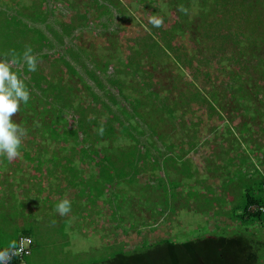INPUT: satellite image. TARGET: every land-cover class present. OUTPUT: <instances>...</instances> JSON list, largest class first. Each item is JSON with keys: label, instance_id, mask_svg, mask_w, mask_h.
Here are the masks:
<instances>
[{"label": "rangeland", "instance_id": "374dc122", "mask_svg": "<svg viewBox=\"0 0 264 264\" xmlns=\"http://www.w3.org/2000/svg\"><path fill=\"white\" fill-rule=\"evenodd\" d=\"M29 1L23 0L22 4ZM9 3L12 4L13 0H9ZM44 5L43 2L39 8L43 10ZM160 5L161 8L156 3L146 5L136 0L52 1L51 14L58 19V25L54 26L52 31L59 29L60 23L66 27L77 24V28L72 29L71 36L64 38L65 45L73 44L76 48L84 50L82 58L86 64L85 68L96 70L91 74L95 78L98 76L103 85L101 89H109L120 105L128 109L127 102L123 100H130V97L136 95L134 91L132 95L135 87L132 74L136 73V70L130 65L124 69L128 74L115 76L116 80H125V83H121V88L125 90L126 96L121 98L116 84L110 81V77L115 73L114 68H121L118 66L120 62L113 58L119 54V57L121 55L128 59L127 56L137 50L138 60H142L138 66L142 69L141 74L143 70L146 72L144 77L147 78L151 74L150 79L158 81L160 90H167L172 99L181 96L191 109L184 119L177 118L173 124L167 122L169 126L162 129L160 134L163 142L159 141L158 146L160 152L164 151L166 143L169 144L168 140L183 143L172 145L171 150L165 152L160 162V167L164 166L155 171L157 176L148 171H136V168L132 170L131 165H128V168L121 167L120 173L133 175L118 178L113 183H105L109 186L116 184L112 186L118 188L115 193L107 189L108 197H93L89 190V185L93 184L92 177L86 181L89 173L88 163L82 162L80 151L71 154L73 138L61 140L49 134L43 136L37 129L41 123L39 117L44 116L49 120L57 113L58 108L64 111V121L57 123L54 133L69 131L70 128L65 122L72 123L74 118L82 119L79 117L81 112L89 106L98 109L101 104L92 98V92L90 93L84 84L89 85L105 102L109 103V100L93 78L85 74L83 66L73 63L75 71L69 73L61 65L58 61L62 55L59 46L53 51H46L48 54L39 55L40 65L37 70L46 73L47 76L43 72L45 80L50 82L60 79L61 84L67 85L66 96L76 92V98L73 97L72 101L70 99L64 105L57 103L58 107L51 110L56 102L51 100L46 104L47 99L37 90L36 94L42 98L43 103L36 105L34 118L26 121L21 105L11 117L21 126L25 123L22 128L26 130V134L21 138L20 158L9 160L0 155V162L3 158L8 164L0 171V184H3L0 194V245L15 246L22 232L32 234L37 245L32 253L26 256L27 264H90L94 259L111 254L118 246L130 249L132 246L159 240L182 243L207 235L228 237L232 232L242 233L252 241L261 240L256 246L260 254L257 264H264V217L259 224L250 221L248 225L241 226L238 220L233 221L230 218L231 210L227 211L231 206L240 203L242 193L251 185V182H246L249 181L248 178L252 181L264 179V83L258 84L259 87L255 84L254 87H248V92H253L250 93L252 96L249 98L248 107H253L254 119L250 117V113H243L244 108L237 106L233 100L231 94L236 93L238 89L231 92L226 89L230 69L251 72L252 66L244 68L230 61H224L219 66V62H216L210 70L204 72L210 73V80H197V88L190 84L187 73L197 67V58L192 61L189 57L199 53L191 49L196 45L200 52L203 51L198 55L200 57L206 50L208 53L213 51L212 47L219 40H188L187 36L191 34L184 37L175 33L177 9L168 6L166 0H160ZM116 7L126 13L123 20H119L122 15ZM106 8L110 13H102ZM197 14L193 2L189 17L196 18ZM217 16H220V20L225 19L222 13ZM153 18L162 19V24L159 27L154 26L150 22ZM214 19V15L208 14L207 21ZM214 21L223 26L218 20ZM255 22V19L250 18L245 21V27H242L243 24L239 27L248 30ZM29 24L39 25L45 30L44 24L39 21H29ZM56 24L57 22L54 25ZM93 24L95 26L92 27ZM260 29H264V24L257 25L255 36L263 40L264 34ZM50 32L49 30L46 33ZM9 47L8 43L0 47L2 56L6 59L10 58ZM230 50L229 46L227 52ZM156 56L166 60L156 64L155 61L151 62ZM225 56L228 54H223L222 58ZM106 61L111 64L104 74H101L99 69L106 67L103 66ZM252 73L255 79L257 74ZM52 74L53 77L49 78ZM173 78L177 81L175 84ZM261 78L263 79V76ZM195 89L201 92L204 100L194 97L192 93ZM52 91L56 94L55 98L61 97L55 89ZM30 96L33 98L34 95ZM45 104L50 106L49 111H43ZM109 105L114 109V105ZM56 119L57 116L54 117V120ZM74 124L75 120L73 126L76 127ZM227 128L230 129L229 133L226 132ZM92 130L89 131L87 141H90L92 148L101 149L103 143L95 139L96 132L92 133ZM80 136L84 139V136ZM192 138L194 145L190 143ZM110 146L118 158L121 157L119 147L117 151V145ZM25 151L29 155L25 156ZM223 151L233 157L232 164H225L228 155ZM179 153L181 159L177 160L175 155ZM53 154L54 164L50 162ZM166 154L170 156L165 161ZM64 156L67 159L66 164ZM70 159L78 163L75 166L71 163L74 169H68ZM241 159L245 160L242 165L244 168L240 165ZM183 160H190L186 162L188 169L181 165ZM152 166L153 164H148V168ZM99 171L97 169L98 174ZM147 175L149 177L146 179ZM161 178L165 188L159 180ZM82 181L84 184H81ZM100 189L104 192L103 188ZM253 189L258 191L256 186ZM62 199L71 202V211L64 216L55 210L56 204Z\"/></svg>", "mask_w": 264, "mask_h": 264}, {"label": "trees", "instance_id": "16d2710c", "mask_svg": "<svg viewBox=\"0 0 264 264\" xmlns=\"http://www.w3.org/2000/svg\"><path fill=\"white\" fill-rule=\"evenodd\" d=\"M22 1L23 0H13L11 4L9 0H0V47L3 46L4 43L9 44L11 53H8V56L10 55L11 58L15 55L16 57V63L12 64L11 68L13 71L17 72L22 80H24L30 95H34L33 98L30 96L27 104L21 103L25 120L28 121L29 118H34L36 105H42L43 103L42 98L36 94L37 90L42 93V97L47 99L46 104L51 100L52 102H56L51 110L58 107L57 103L64 105L68 103V100L71 99L72 101L73 97L76 98V92L66 96L67 93L65 94V92L67 85L61 84V82H59L60 79L47 82L43 76L44 71L39 72L37 70L40 65L38 57L42 53L48 54L46 51H53L55 47L59 46L62 55L58 58V61H60L61 65H63L69 73L75 71L73 63L78 64L81 67L83 66L82 68L85 74L92 77V80L100 89L103 85L99 81L98 76L95 78L91 74L96 70L85 68L86 64L82 58L84 50L76 48L73 44L65 45L64 43V38L71 36V31L77 28V24L66 27L60 23L59 29L52 31L53 27L58 25V19H55L54 15L51 14V3L53 0H30L27 4H22ZM108 1L111 2V0ZM136 1L138 3L143 2L146 5L156 3V5L161 8L160 0ZM156 1H158V3ZM31 2L35 3L31 4ZM43 2L45 3L44 9L41 10L39 7ZM193 2L198 13V17L196 18L189 17V9L193 5ZM166 4L177 9V22L174 26L175 33L184 37L191 34V36H187L188 40L193 38L219 40L218 43L212 47L214 49L213 51L208 53L206 50L200 57H198V55L203 51L200 52L196 45L191 49L193 52L199 53H196L197 56L192 55L189 57L192 61H195L197 58V67L190 73H187L189 78L187 80L190 84L196 86L197 80L199 79H205L206 81L210 80V73L204 72L207 69L210 70V67L213 66L212 64H217L216 62H219V66H221L224 61L233 62L234 65L244 66V68L252 66L250 67L251 72L257 74L255 79L251 72L230 69L228 72L226 89L230 92L238 89L236 93L231 94L233 100L237 106H242L244 108L243 113H250V117L254 119L253 116H255V111L253 107H248L249 98L252 96L251 94L253 92H250V94L248 92V87L251 85L254 87V84L259 87L258 84L264 83V39L260 40V38L255 36L257 25L259 24L260 26L264 24V0H166ZM116 8L118 13L122 15L119 20H123V16L126 13L120 8ZM102 13L106 14L110 13V11L106 8ZM218 13H222V17H225V19L220 20V16H217ZM208 14L214 15L215 19L223 26L221 27V25L215 22V19L207 21ZM250 18L255 19L256 22L248 27V30L239 27L241 24H243L242 27H245V21H249ZM29 21H39L43 23L45 30L40 28L39 25H30ZM56 22L57 24L54 25ZM91 26L93 27L95 24ZM49 30L51 31V34L49 33L50 35L46 33ZM260 30L264 34V29ZM229 46L231 50L227 52ZM26 47H31L32 55L37 58V68L34 72L28 71L27 65L22 59V53ZM2 52L3 51H0V58H4ZM138 52L139 51L135 50L127 56L128 59H126V57L123 58L121 55L119 57V54L116 56L114 55L113 58L115 61L120 62L118 66H121V68H114L115 73L110 77V81L116 84L115 87L121 98L126 96L125 90L121 88V83H125V80L120 77L121 80L119 81L116 80V77L120 76V74H128L127 70L124 71V69L130 65L132 69L136 70V73L132 74V81H135L132 95L133 91L136 95H133L132 98L130 97V100H123L127 102L128 109L120 105V102L109 89H101L103 90V95L109 100L108 103L100 98V95L93 92L89 85L84 84L85 88L90 93L92 92V98L97 100L101 106L98 109L89 106L88 108L90 111L86 108L84 112H81L82 115L79 117L82 119L78 120L74 118V125H76V127L73 126L74 120L72 123L66 121L65 123L70 130L54 133L58 124L64 121V111L62 108H58L57 113L53 114L49 120H46L44 116L39 117L41 123L37 130H39V133L43 136L49 134L51 137L61 138V140H68L69 137L73 138L74 146L71 154L72 152L80 151V159L82 162L88 163L89 173H86V181L92 177L93 184L89 185L90 189L88 187L85 188L93 193V197H108L109 191H107V189L115 193V190H118V188L112 186L116 184H111L109 186L105 183H113L114 180L118 178L133 175L131 173L127 175L120 173L119 169L121 167L131 165L132 168L130 169L132 170L136 168V171H138V169L142 172L148 171L157 176L158 173L155 171L158 169L160 170L164 166L162 165L160 167V162H162L165 152L171 150L170 146L183 143L181 141L177 143L176 141L170 142V140H168L169 144L167 145L166 143L164 145V151L160 152L158 146L159 141L163 142L162 135L160 134L162 129H166V127L169 126L167 122L173 124L174 120L177 118L184 119L186 115L189 114L191 108L187 106L188 102L185 99H181V96L172 99L167 90H160L158 88V81L156 79H150L149 76L151 74L148 75L147 78L143 76L146 73L144 70L143 74H141L142 69L138 66H140L139 64L142 60H138ZM223 54H228V56L222 58ZM164 60L166 59H162L161 56H156L150 61H155L156 64L160 61L164 62ZM110 64V61H106L103 64V66L106 67H101L99 69L101 74H104L106 68ZM57 65L59 66V63H57ZM178 67L180 68V66ZM44 74L46 75L45 72ZM261 76H263V79ZM50 77H53V74L49 75V78ZM173 81L174 84L177 82H175L174 78ZM118 82H120V84ZM126 83L129 85L127 81ZM53 89L61 94L60 98H55L56 94L53 93ZM69 89L71 90L70 87ZM192 94L195 98L199 97V100H204L203 95L198 89H195ZM46 104L43 106V111H49L50 106L48 107ZM109 104L114 105V109ZM30 111L31 113H29ZM55 116H57L56 120H54ZM102 117L104 119H102ZM84 119H86V121ZM224 124L226 125V122ZM24 125L20 126L23 127ZM245 125L247 124L245 123ZM101 128L103 129L102 133L100 131ZM90 129H93L92 133H94V131L96 132V134H94L95 139L102 141L103 146L101 149L97 147L92 148L90 146V141H87L90 135ZM240 130L243 131V129ZM226 132L229 133L230 129L227 128ZM80 135L84 136V139H81ZM193 141L192 138L190 143L194 145L195 143ZM112 144L117 145V151L119 147L121 157L118 158L116 152L110 146ZM23 153L25 156L29 155L27 151ZM223 153L228 155L226 151H223ZM168 156L170 155L164 158L165 161L168 159ZM175 157L177 160H180V153L179 155H175ZM18 158H20V154L17 159ZM39 158L40 153L38 160ZM53 158H55L54 154L51 156L50 160L52 164H54ZM176 159L173 158L174 161H176ZM232 160L233 157L228 155L225 164H232ZM66 162L67 159L64 156V163L66 164ZM79 162L81 161L79 160ZM186 162L188 163L190 160L181 161V165L184 166V168H186ZM243 162H245V160L241 159V167H243ZM71 163H73L74 166L78 164L72 160L68 169H74ZM148 164H153V166L148 168ZM5 165L6 167L8 166L2 158L0 162V171L5 169ZM60 165L61 163L58 164V166ZM54 166L55 165H52V167ZM97 169L100 170L99 174L97 173ZM186 169H188V167ZM241 173L243 174L244 172ZM148 177L147 175L146 179ZM242 177L244 178L245 176ZM159 180L162 184V178ZM248 180L249 181L246 182H251V185L242 193L240 203L237 206H231L230 209L227 210H231L230 218L233 221L238 220L241 226L248 225L250 221L259 224V222L262 221V217H264V210L258 209L259 206L264 207V179L259 181L255 179V181H252L251 178H248ZM81 184H84V182L82 181ZM2 185L3 184H0V194L2 192ZM162 186L164 188L166 187L164 183ZM254 186L257 187V192L254 191ZM100 188H103L104 192ZM167 188L169 191L168 186ZM251 206H256L257 208L252 210ZM24 235L32 239V243L30 244L31 254L37 243L33 235L29 232H22L19 237ZM254 242L256 243L255 245ZM256 246H258L257 240L252 241L242 233L232 232L228 237L222 235H207L182 243L159 240L154 243L132 246L130 249H124L123 246H118L111 254H106L101 259H94L90 264H257L260 254L257 252L258 247ZM8 247L14 246L0 245V248ZM23 261L27 264L26 256L23 258ZM10 264H21V260L18 259V257H14L10 261Z\"/></svg>", "mask_w": 264, "mask_h": 264}, {"label": "clouds", "instance_id": "9594fccd", "mask_svg": "<svg viewBox=\"0 0 264 264\" xmlns=\"http://www.w3.org/2000/svg\"><path fill=\"white\" fill-rule=\"evenodd\" d=\"M150 22L159 27L162 19L153 18ZM22 59L28 71H36L37 58L32 55L31 47L24 49ZM15 63V55L9 59L0 58V155L9 160L19 156L21 138L26 134V130L11 117L18 111L21 103L27 104L30 98L24 80L11 68V65ZM100 131L102 133L103 129L101 128ZM55 210L59 215L64 216L71 211V202L68 199H62L56 204ZM16 254V250L12 247L0 248V264H10L12 257Z\"/></svg>", "mask_w": 264, "mask_h": 264}, {"label": "built area", "instance_id": "2783aa9c", "mask_svg": "<svg viewBox=\"0 0 264 264\" xmlns=\"http://www.w3.org/2000/svg\"><path fill=\"white\" fill-rule=\"evenodd\" d=\"M264 187V184H263ZM257 208L256 206H251V209L254 210ZM258 209L264 210V207L259 206ZM32 243V239L29 236H20L19 239L17 240V245L12 247L16 250V255L14 257H18V259L21 260V264H23V258L27 255L30 254V244Z\"/></svg>", "mask_w": 264, "mask_h": 264}, {"label": "crops", "instance_id": "0c3cea01", "mask_svg": "<svg viewBox=\"0 0 264 264\" xmlns=\"http://www.w3.org/2000/svg\"><path fill=\"white\" fill-rule=\"evenodd\" d=\"M261 240H259L258 242H260Z\"/></svg>", "mask_w": 264, "mask_h": 264}]
</instances>
